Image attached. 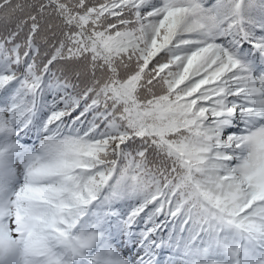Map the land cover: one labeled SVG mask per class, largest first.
Segmentation results:
<instances>
[{
	"label": "snow or ice",
	"instance_id": "snow-or-ice-1",
	"mask_svg": "<svg viewBox=\"0 0 264 264\" xmlns=\"http://www.w3.org/2000/svg\"><path fill=\"white\" fill-rule=\"evenodd\" d=\"M0 264H264V0H0Z\"/></svg>",
	"mask_w": 264,
	"mask_h": 264
}]
</instances>
